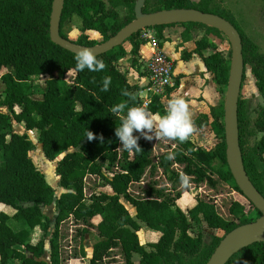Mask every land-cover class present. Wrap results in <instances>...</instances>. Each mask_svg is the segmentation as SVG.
I'll return each mask as SVG.
<instances>
[{
  "label": "trees",
  "instance_id": "obj_1",
  "mask_svg": "<svg viewBox=\"0 0 264 264\" xmlns=\"http://www.w3.org/2000/svg\"><path fill=\"white\" fill-rule=\"evenodd\" d=\"M124 2L132 14L121 16L114 8H107L105 0H64L60 34L68 38L62 31L63 22L77 15L82 33L73 41L85 46L98 44L85 33L95 30L103 42L135 18L136 0ZM52 3L53 0H0V108L7 109L0 110V203L15 209L12 215L0 211V264H76L84 253V235L91 230L99 239L93 244L89 264H135V253L140 256L139 264H206L223 236L254 221L248 215L252 209L257 210L237 185L227 162L223 102L211 108L212 120L202 113L194 121L199 128L214 129L218 136L214 148H203L189 138L183 142L163 136L148 140L134 133L139 136L141 150L124 149L115 136V127L120 125L127 108L116 114L110 109L117 103L141 107V100L140 85L131 83L118 66L124 54L123 44L96 55L104 64L102 70H78L76 53L51 40ZM170 8H197L229 20L240 32L245 66H251L264 100V54L232 18L208 9L203 0L198 5L192 0H146L143 11ZM175 23L185 26L184 40L193 30L205 31L196 34V51L206 68L215 73L217 82L227 85L230 57L207 36L210 31L222 32L197 22ZM166 25L150 26L160 44ZM126 41L132 45L135 66L145 41L140 31ZM33 76L45 77L41 97L33 96ZM105 77L110 78L106 92L101 91ZM145 110L165 114L159 97ZM242 119L239 98V142L244 167L264 196L263 171L255 162L258 159L264 165V108L255 120L262 136L250 151L243 146ZM12 121L23 124L25 130L39 131L38 140L47 159L62 155L56 172L64 191L57 197L30 155L34 142L27 132H15ZM87 130L94 134L93 139L84 136ZM92 177L99 182L87 189V180ZM192 188L198 190L195 203L185 211L177 202ZM122 198L135 208V216ZM53 203L56 215L51 228L42 207ZM10 219L21 221L24 227L16 230ZM139 221L160 231L157 240L147 245L141 242ZM202 224L223 230L224 235L214 236L206 244L199 230ZM36 226L41 229V237L33 242L31 229ZM47 238L49 261L43 258ZM226 264H264V242L244 247Z\"/></svg>",
  "mask_w": 264,
  "mask_h": 264
},
{
  "label": "rangeland",
  "instance_id": "obj_2",
  "mask_svg": "<svg viewBox=\"0 0 264 264\" xmlns=\"http://www.w3.org/2000/svg\"><path fill=\"white\" fill-rule=\"evenodd\" d=\"M115 2L110 3L109 0H105L107 8H114L121 16L132 14L130 6L124 2V0H114ZM156 0H151L154 3ZM201 0H192V4L198 5ZM208 9L213 11L221 12L228 17L232 18L241 30L245 33L247 39L254 43L258 50L264 54V0H203ZM79 18V21H78ZM80 22V23H79ZM81 30V18L74 15L71 19H67L63 22L62 31L69 38L77 39L78 32ZM212 36H215L218 42V47L226 51V54L230 57L229 64H231V43L228 37L224 33L210 31ZM230 53V55H229ZM145 60V58H144ZM69 73L67 77L70 75ZM30 85L34 97H41L42 91L45 88V77L33 76L30 79ZM227 92V85L223 90V107L225 104ZM241 99V115H242V142L243 146L247 151H250L257 141L261 138L262 133L259 132L255 126V120L264 108V100L256 87V79L252 73L251 66L247 64L245 66L244 78L240 90ZM0 110L6 111V107H1ZM158 119L159 115L153 116ZM12 127L15 132L24 133L27 132L34 142V149L30 152V155L39 170L43 172L49 184L55 190V196L57 197L64 188L60 185L59 177L56 172V165L58 159L62 155L58 156L55 160H49L45 157L41 144L38 140V130H25L23 124L16 121H12ZM191 139L194 140L199 146L211 149L214 148L218 142V136L215 134L214 129L211 126L204 128H196L190 134ZM258 169L263 171L264 176V165L258 159L255 160ZM99 182V179L94 180V177L87 180V189L89 186L95 187V184ZM98 184V183H97ZM102 190H109V187L99 186ZM88 194H89V190ZM198 192L197 188H192L189 192H186L178 200L177 204L183 209L187 210L190 206L195 203V195ZM123 203L129 209L130 213L135 216V208L122 198ZM9 209H13L9 206ZM43 212L50 218V225L53 228L54 218L56 215L55 204H51L43 207ZM252 220L259 218V211L252 209L248 215ZM99 217L96 218L98 220ZM141 229L138 231L141 242L147 245L148 242L157 240L160 235V231L148 228L144 222L139 221ZM15 223L11 221L13 226ZM16 227V226H15ZM14 227V228H15ZM71 227V226H70ZM199 230L203 232L204 242L210 243L214 236H223L224 231L220 229L208 228L205 224L199 226ZM99 239L95 231L91 230L84 235L83 250L84 253L81 257L76 260V264H88V257L91 254L93 244ZM46 248L43 258L49 261V243L48 238L46 239ZM88 255V256H87ZM133 260L135 264H139V254H134Z\"/></svg>",
  "mask_w": 264,
  "mask_h": 264
},
{
  "label": "water",
  "instance_id": "obj_3",
  "mask_svg": "<svg viewBox=\"0 0 264 264\" xmlns=\"http://www.w3.org/2000/svg\"><path fill=\"white\" fill-rule=\"evenodd\" d=\"M146 0H136L135 18L109 39L91 46H85L64 38L60 34V20L64 0H53L50 15V37L59 46L76 53L78 49H90L95 55L102 54L123 44L134 33L143 28L175 22H197L214 27L224 33L231 43V64L224 104V125L226 156L233 177L245 196L251 200L260 216L257 220L239 225L227 232L216 246L206 264H226L244 247L264 242V196L251 181L243 163L239 142L238 107L239 96L245 73L242 38L238 29L226 18L197 8H170L144 12Z\"/></svg>",
  "mask_w": 264,
  "mask_h": 264
},
{
  "label": "crops",
  "instance_id": "obj_4",
  "mask_svg": "<svg viewBox=\"0 0 264 264\" xmlns=\"http://www.w3.org/2000/svg\"><path fill=\"white\" fill-rule=\"evenodd\" d=\"M184 30L185 26L183 24L175 23L164 26L161 31V46L173 62L176 79L175 86L168 91V94L162 99V102L164 104V108L166 109V102L169 98L175 95L182 96L188 105L194 131V129L197 128L194 121L200 114L206 113L210 116V120H212L210 110L212 107H216L222 103L225 85H221L217 82L215 73L206 68L202 57L196 51V34L202 35L205 31L201 29L193 30L190 38L188 40H184L182 37V32ZM81 33L82 31L80 30L77 38L81 35ZM85 33L90 39H95L101 43L102 36L97 31L86 30ZM207 36L211 42L218 46L215 36H212L210 33H207ZM69 39L76 40V38L73 39L70 37ZM131 48L132 45L129 41L123 43L124 54L119 58L118 66L126 73L127 78L131 83L138 84L142 87L148 82L146 59L149 57L150 48L148 44L144 43L142 45L137 64L135 66L132 65L133 56L131 54ZM146 112L152 117L156 114L159 115V117L163 116L160 113L153 114L149 111ZM187 138L191 139V135ZM0 211H5L9 215H12L15 212V209L13 208L10 210L9 205L0 203ZM11 221L15 223L13 226L11 225ZM9 223L13 228L16 226V230L24 227V224L21 221L17 222L10 219ZM40 237L41 229L39 226L31 229L30 238L33 242L39 240Z\"/></svg>",
  "mask_w": 264,
  "mask_h": 264
},
{
  "label": "clouds",
  "instance_id": "obj_5",
  "mask_svg": "<svg viewBox=\"0 0 264 264\" xmlns=\"http://www.w3.org/2000/svg\"><path fill=\"white\" fill-rule=\"evenodd\" d=\"M74 59L76 68L81 71L85 68L89 71H100L104 68L103 62L97 59L95 53L90 49H78ZM109 83L110 78L105 77L101 91L106 92ZM126 108V113L120 117V125L115 127V136L118 138L120 146L126 150L135 149L136 152L141 150L138 144L139 136L134 133H139L148 140L163 136L183 142L193 131L188 105L180 95L172 96L167 100L165 114L158 119L150 116L144 107H128L126 103H117L111 107L110 111L112 114H116L124 112ZM84 136L89 140L94 138V134L90 130H87ZM97 138L102 139V137Z\"/></svg>",
  "mask_w": 264,
  "mask_h": 264
},
{
  "label": "built area",
  "instance_id": "obj_6",
  "mask_svg": "<svg viewBox=\"0 0 264 264\" xmlns=\"http://www.w3.org/2000/svg\"><path fill=\"white\" fill-rule=\"evenodd\" d=\"M140 38L150 48L146 59L148 82L138 91L141 107H148L155 97L161 100L176 84L174 65L164 52L154 28L146 27L140 30Z\"/></svg>",
  "mask_w": 264,
  "mask_h": 264
}]
</instances>
